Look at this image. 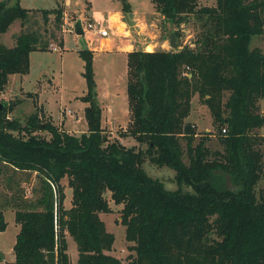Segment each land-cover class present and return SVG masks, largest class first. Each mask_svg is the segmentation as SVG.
I'll use <instances>...</instances> for the list:
<instances>
[{
  "label": "trees",
  "instance_id": "1",
  "mask_svg": "<svg viewBox=\"0 0 264 264\" xmlns=\"http://www.w3.org/2000/svg\"><path fill=\"white\" fill-rule=\"evenodd\" d=\"M215 1L197 6V0H153L172 23L193 14L200 31L194 45L127 53L129 123L122 136H131L132 146L110 140L102 127L88 48L78 50L86 132L71 134L43 122L40 107L24 125L10 118L13 103L1 101L9 75L26 74L30 52L45 50L46 43L29 28L16 34L11 47L0 41V174L34 173L37 180L29 208L14 210L19 230L9 264H70L66 234L76 243V264H121L108 253L115 237L100 218L110 211L106 192L122 205L120 223L134 253L128 264H264V192H256L264 179V138L255 132L264 126L258 109L264 98V0ZM36 10L44 23L54 14L56 28L62 25L61 8ZM31 11L19 0H0V34L17 18L24 27ZM259 35L263 48H251ZM194 94L209 108L222 151L212 152L206 136L194 143L195 130L186 121ZM44 131L49 137L39 133ZM146 159L174 170L177 188L168 190L148 175ZM216 173L225 183L221 189L211 182ZM6 227L0 209V232Z\"/></svg>",
  "mask_w": 264,
  "mask_h": 264
},
{
  "label": "rangeland",
  "instance_id": "2",
  "mask_svg": "<svg viewBox=\"0 0 264 264\" xmlns=\"http://www.w3.org/2000/svg\"><path fill=\"white\" fill-rule=\"evenodd\" d=\"M123 1L130 6L134 15L140 14L144 18L160 17L156 20L157 36L155 38L157 42L154 45V50L172 49L169 45V33L174 29L178 31L176 43H179V45L177 48H181L183 45H194L200 27L193 14H187V19L180 24L172 23L169 19L162 18L157 14L158 11L154 6L153 0H19L22 6L32 8L30 18L24 24V27L20 19H15L0 34V41L7 45V47H10L15 42L16 34L22 28L38 29L41 33L40 40L46 43V48L45 50H35L32 52L29 70L23 76L21 82L20 90L32 92L24 93L23 97L20 98L19 96L22 95L19 94L18 83H9L7 87L9 91L5 93V87L2 92V94L5 93L7 99L13 98L10 101H6V98H1L2 102L5 100V104L7 102L8 104L11 102L19 104L9 114V117L16 119L24 125L28 115L34 111V107L42 104L54 120H58L59 118L64 119V127L71 130L69 133L80 134L73 132V130L81 129L82 125L85 124V120H82L84 115L80 107L82 100L76 98V96L82 95L86 91V84L82 75L84 69L83 60L79 56L78 50L89 48L88 45L99 47V40H94L95 35L91 31H87L84 34H76L73 31V24L77 19L81 21L90 19V11L93 8L102 11L104 14H106L108 9L126 12V9L123 10ZM60 2L66 8L65 13ZM215 4V0H197V6H211ZM55 5L63 11V21L59 29L55 26L54 14H51L49 20L44 23L40 11L35 9L37 7L45 8ZM114 17L116 16H112V18ZM123 27L124 24H120L119 31L122 32ZM60 37L61 39L63 37L62 47L58 44ZM110 37L112 38L111 50L105 49V51H99L93 55V72L97 100L103 110L102 125L110 140L119 139L124 145L132 146L136 144V141L131 136H122L124 131L127 130L129 123L126 92L127 60L124 53L121 52L115 36L111 35ZM162 40H166L165 45L162 43L164 42ZM50 43L59 45V48L56 50L52 49ZM250 45L251 48L262 49V37L260 35L254 36ZM151 48V45H148V49L150 50ZM135 49H142V45H136ZM15 94L18 96L14 97ZM24 98L25 100H23ZM64 109L65 113L62 115ZM258 109L260 112H264V98L258 101ZM41 120L43 122H51L50 117L46 116L44 112L41 115ZM186 121L191 123L195 130L196 137L194 143L201 136H206V146L212 152L223 150L209 108L202 102L198 94H194L192 97L191 111ZM53 124L55 125V121H53ZM208 132H210L209 135ZM255 132L264 138V126L255 129ZM39 133L49 137V134L45 131ZM259 147L264 160V140L260 142ZM143 168L148 175L161 180L166 189L174 190L177 188L174 170L165 166L159 167L154 165L147 159L143 163ZM36 182L34 173H16V171L5 169L1 171L0 209L4 213L7 227L4 231L0 232V264H9V259L12 258L11 243L12 240H15L19 230L14 220V210L29 208L28 203L34 200L32 189ZM211 182L220 189L225 185L218 173L211 177ZM61 183L65 192L64 206L65 208H69L71 206L72 190L68 187L66 177L61 180ZM260 190L264 192V179H261L256 186L258 194ZM104 196L109 204L110 211L100 213V218L104 222L106 230L111 232L115 237L112 250L108 252L119 258L121 264H128L130 256L134 253L128 248L132 243L126 241L125 226L120 223L122 205L115 204L109 192H106ZM66 240H68L67 253L70 264H76L78 256L76 243L69 234H66Z\"/></svg>",
  "mask_w": 264,
  "mask_h": 264
},
{
  "label": "crops",
  "instance_id": "3",
  "mask_svg": "<svg viewBox=\"0 0 264 264\" xmlns=\"http://www.w3.org/2000/svg\"><path fill=\"white\" fill-rule=\"evenodd\" d=\"M60 4L62 5L64 13H65L66 8H65L64 4L61 2H60ZM55 6H53V7H55ZM40 8H43V7H40ZM45 8H52V7H45ZM30 9H32V8H30ZM35 9H39V8L37 7ZM125 9H126V12H124L122 10H110V9H108L106 11V14H104L102 11L93 8L90 11V16L94 20H98V21L101 19H106L107 23L111 27L110 36L111 35L115 36L117 43L119 45V48H120L121 52L124 53L125 58L127 60V53L134 50L136 45H138V44L142 45V50H146V51H153L154 50V45L157 42V39L155 38L157 36L156 20H158L160 17L157 16L156 18H144L140 14L134 15L132 13V10H131L129 5H127V7ZM125 9H123V10H125ZM157 14H159L162 18L164 17L163 14H161L159 11L157 12ZM157 14H154V15H157ZM112 16H116V17L112 18ZM120 24H124L122 32L119 31ZM110 36L97 38V40H95V41L99 40V47H96V45H88V47H89L88 49L93 51V55H95L96 52L105 51V49L111 50L112 38ZM162 41H164L162 43L165 45L166 40H162ZM11 44H12V42H11ZM62 45H63V41H62L61 47H62ZM144 45L146 48L144 47ZM148 45H151V47H152L150 50L148 49ZM10 47H11V45H10ZM57 47L59 48V45H57ZM32 52H34V51H32ZM32 52H30V55H29V62H30V57H31ZM83 66H84V61H83ZM24 75L25 74H18V73L9 75V79H8V83L6 85L5 93L9 91V89H7V87L9 86V83H18L19 94L22 95V96H19L20 98L23 97L24 93L32 92V91L20 90L21 82L23 80ZM189 76H190V74H189ZM33 92H35V91H33ZM5 93H3L1 95V98H6ZM85 93H86V91L82 95H77L76 98L82 100L81 97L84 96ZM16 96H18V95L15 94L14 97H16ZM37 98H38V96H37ZM10 100H13V98H11V99L6 98V101H10ZM23 100H25V98ZM6 101L4 100V102H6ZM12 103L14 105V109L19 105V104H16V102H12ZM81 103L82 104L80 105V107L82 108V112L84 115V108L87 106V103H85L84 101L83 102L81 101ZM7 104H8V102H7ZM36 107H40L41 111H42L41 114H43V112H44L46 114V116H49L51 119L50 121L52 123H53V121H55V125L59 126L60 128L64 129L67 132H69V131L71 132V130L64 127V119L59 118L58 120H54L52 118V115L48 112L47 109H45L43 107L42 104L35 106L34 111H35ZM14 109L12 110V112L14 111ZM34 111H32L31 113H33ZM11 113H9V114H11ZM64 113H65V109L63 110L62 115ZM9 114H8V116H9ZM102 114H103V110H102ZM64 118H65V116H64ZM82 120L84 121L85 118L83 117ZM192 122H194V121H192ZM84 123L85 124L82 125L81 129H78V130L72 129L73 132L80 133V134L83 132H86L87 131L86 120ZM102 127H103V125H102ZM18 228H19V225H18ZM14 242H15V240H12V243H11L12 247H13ZM13 261H14V253H13V249H12V258L9 259V263H12Z\"/></svg>",
  "mask_w": 264,
  "mask_h": 264
},
{
  "label": "built area",
  "instance_id": "4",
  "mask_svg": "<svg viewBox=\"0 0 264 264\" xmlns=\"http://www.w3.org/2000/svg\"><path fill=\"white\" fill-rule=\"evenodd\" d=\"M104 21L84 19L81 21V25L84 33L91 31L95 35L94 40H97V38L107 37L111 34V27L107 23L106 19ZM50 47H52L54 50L58 49L57 45H54L53 43H50Z\"/></svg>",
  "mask_w": 264,
  "mask_h": 264
},
{
  "label": "water",
  "instance_id": "5",
  "mask_svg": "<svg viewBox=\"0 0 264 264\" xmlns=\"http://www.w3.org/2000/svg\"><path fill=\"white\" fill-rule=\"evenodd\" d=\"M73 31L76 34H84V30L82 28L81 25V20L77 19L74 24H73ZM169 45L172 49H176L177 48V43H176V33L174 30H171L169 33ZM1 106V104H0Z\"/></svg>",
  "mask_w": 264,
  "mask_h": 264
},
{
  "label": "bare ground",
  "instance_id": "6",
  "mask_svg": "<svg viewBox=\"0 0 264 264\" xmlns=\"http://www.w3.org/2000/svg\"><path fill=\"white\" fill-rule=\"evenodd\" d=\"M101 20H105V19H101ZM101 20H99V21H101Z\"/></svg>",
  "mask_w": 264,
  "mask_h": 264
}]
</instances>
